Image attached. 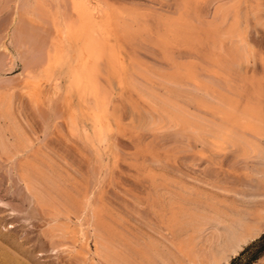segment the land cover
Here are the masks:
<instances>
[{"label":"rangeland","instance_id":"rangeland-1","mask_svg":"<svg viewBox=\"0 0 264 264\" xmlns=\"http://www.w3.org/2000/svg\"><path fill=\"white\" fill-rule=\"evenodd\" d=\"M73 3L74 1L72 2L71 0H0V91H3V97L6 96L5 98L10 103H8L7 100L5 102H7L8 105L12 104L9 106L10 108L12 107L10 111H12L14 115L12 112H9V116L12 118L14 117L22 129L24 128V132L26 131L25 133L32 143L33 150L28 154V157H30L29 159H31L37 166H42L44 170L46 169L45 166L48 165L46 172L51 170V172H49L51 177L53 176V179L56 178L58 183L61 182L60 184L62 186H66V188L64 187L65 190L71 194L75 193L80 195L81 193H85V190L86 192H93L94 198L98 199L96 200L102 204V207L104 206L105 210L106 208L109 209L106 211L110 214L111 219L117 221L119 219L121 221L120 224L122 223L125 228L124 230L126 232L129 230L130 233L128 232V234L132 236L133 239L141 237V235L146 233L157 239L159 238L160 241L165 243V240L163 241V238L161 239L159 236L162 234V230L157 223V216H155V213L158 215V209L160 208L159 204L161 206L162 202L164 203V200H162V198L159 199L158 202H155V196H152L154 192L150 190V182L144 177V175H146V173L152 168L160 172L163 169L162 172H164V174L166 173L171 176L174 175L175 177H178L183 172L184 174L189 173L188 175L192 174V176L197 175L199 178H202L209 183H213V179L218 176L220 181H222H218L219 184L224 183L228 187L237 185L238 189L234 188V190L239 193L241 191V194L237 193V196L233 192H219L221 195H226L228 198L234 199L235 203L239 201V206L244 204V206H258L262 208V206H259L258 204L264 205V191L257 190L255 192V188H253L255 183L247 181L249 179L244 178L241 173L238 172L241 168L247 167L245 163L240 162L239 164L238 160L234 159L232 160L233 162L230 161L232 158L227 151L222 152L224 153L223 155H227L224 157L222 153L217 155L211 152L212 150H210V148L207 149V146L202 149L200 144L197 145L196 142V146L193 145V140L189 141L186 139L188 140L186 142V137H173L171 129L169 131V129L166 130L165 128L161 129L158 127L155 128L156 131H154L149 126H146L147 121L144 120L145 116H143L144 114L146 115L145 107L142 108L144 109L142 111H145V113L141 111L143 100L141 92L145 91L144 88H146V86H144V82H146V80V83L149 84H147L149 86L148 88L153 87V90L154 87L155 89L159 87V81L153 79L151 82L149 79H142L139 72H144L147 68H156L166 72L172 71L168 65L170 62L163 58L161 54L162 52L158 49L156 44H154L156 39L155 28L157 24L153 19L157 14L162 15V17L178 16L180 12L184 11L182 1L87 0V4L91 7H95L96 5L97 8H100H98V11H101V14L97 13L96 18L94 17L96 28L101 27L102 29L104 26L103 29H108L105 25L106 10H109V14L106 15L108 18H111L114 25L112 31L108 29L105 30L106 32H103L106 33V36L103 39L105 43V56L110 61L107 62L105 57L101 59L103 62L100 60L101 62L98 66L100 71L98 70L99 73L97 74L98 76H96L98 78H96V81L99 82V84L97 83V87L102 90H109L106 96L108 97L107 99L110 98V105L108 106V108H110L108 113H105V117H108L106 119H108L107 125L109 127L106 128H101L99 125L96 126L91 114L85 110L86 104L90 103V99L87 103V99L90 97L86 95V97L84 96L85 98H82L80 93L86 92L84 91L86 88V82L84 81L83 86L77 89H68L70 86L68 69L70 65H73L70 56L73 51L77 50L76 47L78 43L68 42L63 50H60V47L57 48V43H55L58 39L57 37H59L57 33L59 23L75 19L76 14L72 5ZM209 3L210 2L208 1H191L188 6L187 19L198 25L203 22V19L200 16L205 13L207 15L202 17L206 18L207 21H211L215 6H224L226 12L224 17L225 20L222 26L220 25V30L222 29V32L220 31V36L223 35L224 37L222 36L223 39L222 37H219L220 41H217L221 45L215 42L214 45L217 43V48H213V45L206 44L204 50H202L204 46H198V50L196 49L195 51L187 49L185 44L182 45L181 43H175L170 46L168 56L171 60L173 59L178 66L181 63L195 64L197 68L195 71L198 70V87H201L199 84L202 85V83L203 85L210 84V86H214V88L220 89L228 95L233 96L236 95V93H231V91L234 92L235 88L240 90L239 93L244 89V86L241 84L246 80L243 76H241V78L240 75H245L249 81L254 80L253 82H258V79L264 80V0H222ZM100 5H103L102 7L105 8L103 9ZM207 6H209V8ZM159 10H161V13ZM127 12L130 13V15ZM57 13H60L61 17ZM134 15L136 16L133 17ZM59 17L60 19L56 21V18ZM136 17H139V19H143L144 21H139V19L137 21ZM124 18L127 19L124 20ZM147 19L150 20L148 23L152 21L151 24L149 23L150 25L146 22ZM130 21H137L139 28L136 23ZM142 21L143 23H141ZM152 23H154L153 26H151ZM229 24H232L231 27L234 28H231L232 34L237 31L239 36L242 34L241 37L243 39H240L238 34L236 35L237 32L234 34L235 39L233 35L230 36L229 33L224 32L227 31V29H230L227 28V26H230ZM233 24H236V26ZM141 26H143V28H141ZM146 26H148V28H146ZM129 27L132 28L130 29ZM101 33L102 32H100V34ZM239 39L240 41L243 40L242 43L244 46L241 45L242 43ZM230 42L236 47L237 45L242 46L243 49L241 50L244 52L243 54L247 51L246 53L248 54L245 55H249L247 58L242 55L244 56L243 62H240V65L237 68V70L243 68V73H240V69L239 73H237L238 71L236 68L234 69L239 76L236 75L231 68L229 70H233L234 73H231L229 70L227 72L224 70V73L220 70L222 68L221 65H216V60H218L219 56L222 54L224 55L225 51L230 49V46L232 45L229 46ZM208 46H210L209 48L212 50H209ZM239 46L237 48H239ZM245 47L247 49H244ZM54 48L57 52H54L53 54L52 52L55 51ZM203 51H209L214 55L212 61H204L202 56V53H204ZM242 51L240 53H242ZM109 55H112L113 57L110 56L109 58ZM119 62L121 66H119ZM200 62L203 64L201 65ZM136 64L139 65L138 67L140 71L138 72L133 69V65L135 66L134 68L138 69ZM203 65L205 68H202L204 67ZM103 66L104 69H102ZM246 68H249L250 70ZM27 70L35 75H39L40 78L45 74V78L42 77L40 83H38L39 85H36V93H34L35 97H30V100L29 96L25 93L30 86V82L28 81L29 78H27L28 76L26 77ZM100 72H102L101 75ZM230 75L232 77H230ZM236 76H238L237 79L239 77L241 79L237 80L235 78ZM49 78H52V80ZM207 78L210 83L208 80L207 83L204 81ZM201 79L203 81H201ZM141 80L143 81V84L142 82L139 83ZM48 81L51 83V86L47 85L49 84L47 83ZM199 81L201 82L198 83ZM229 81L231 82V85ZM155 82L156 84H154ZM191 82L192 81H190V84H192ZM102 84L103 87H100ZM236 86L243 87H240V89ZM180 87L185 89L183 86ZM188 87L192 90V87L195 89L196 86L189 85ZM188 87L186 89H188ZM37 88H40L38 93ZM110 89L112 93L110 92ZM159 89L161 90L160 87L158 88V91ZM59 93L64 96H61ZM120 94L124 95L120 96ZM62 97L63 99H61ZM79 97L82 99H79ZM33 98L34 100H32ZM261 99L264 100V92L262 93ZM142 106L144 105L142 104ZM67 112L69 113L67 114ZM119 117L121 121L118 120ZM76 118L77 123H75L77 126L74 123ZM137 120H139V122ZM143 120L145 121L146 127L143 126ZM3 123L4 122L0 120V126H2ZM3 125L5 130L6 126L5 124ZM74 125L76 128H74ZM5 133L8 135L7 131ZM105 133L107 135V140ZM91 136L92 139H89ZM94 136L96 138H93ZM93 139H95V141ZM91 140H93L94 143ZM9 141L12 142L10 136ZM190 145H193V147ZM12 147L13 151H16L15 149L17 148L13 144ZM189 147L190 149H187ZM195 147L198 149L200 148L199 150H201V153L196 152L198 149H195ZM95 159L96 161H94ZM41 160L42 162H40ZM16 161L17 160L15 159L9 161L7 156L0 155V246L8 251L7 253L10 252L11 255H14L17 259L19 258V261H23L25 264H93L90 262V245L88 246V248H90L86 249L84 244H82L83 246H81L80 243L76 244L74 247L77 254L71 256L64 251L73 246L71 245V240L63 239V241H61L62 239L55 238L51 241L52 243L47 240L48 236H46V233L49 231L47 222L49 221L46 213L48 215V212L45 213V209L43 211V209L38 206L35 199L25 190L17 171L15 170V165L17 164ZM38 161L40 163H38ZM42 163L43 165H41ZM143 163L146 164L144 165L145 168L147 166L146 172L144 171L145 168ZM13 164L15 168L13 169L14 171L12 170ZM52 164L59 168V174H57L58 172L55 173L52 171ZM100 164L102 166H100ZM149 167L151 168L149 169ZM216 168H220V170H216ZM178 169L179 171H177ZM181 177L183 179L185 178L184 176ZM185 179L188 182L192 181L188 178ZM78 186L80 187L79 191H77L79 188ZM83 186L86 187L82 188ZM205 188L208 189V187ZM251 188L254 190H251ZM80 190L84 191L80 192ZM247 191L249 194L246 193ZM257 194H259L260 197ZM248 195L252 196L248 198ZM253 196L255 198H253ZM106 198L108 199V202L109 200L112 201L111 204L114 203L113 205H110L112 207L108 205L110 202L108 203ZM152 200L159 204H155L154 206ZM153 207L155 208L153 209ZM118 211L120 212L118 213ZM116 216L117 218H115ZM82 225H85L84 221L82 222ZM72 228L75 229L76 226H72ZM158 230L161 231V233ZM47 243L51 244L48 245ZM66 243H69V245L67 246ZM83 250L88 253L87 262L89 263L86 261H84L85 263L81 262L83 257L81 258L79 252L85 254ZM1 257L3 256L0 255V263L3 259ZM74 261L76 263H74ZM96 264H104V262L101 263V261H98ZM228 264H264V229L256 239L254 238L248 242Z\"/></svg>","mask_w":264,"mask_h":264},{"label":"bare ground","instance_id":"bare-ground-1","mask_svg":"<svg viewBox=\"0 0 264 264\" xmlns=\"http://www.w3.org/2000/svg\"><path fill=\"white\" fill-rule=\"evenodd\" d=\"M71 1L72 2L74 1L72 5L74 7L76 14L75 19L74 20L72 19V21H66V22L64 21L62 23L60 22L61 24L59 23V26L57 28V33L59 37H57L58 39L56 40L55 43H57V48L60 47V50H63L68 42L78 43L76 47L77 50L73 51V53H71L70 56V60H72L73 65H70L68 69L69 82H70L69 85L73 87L69 86L68 89H72V90L73 88L77 89L83 86L84 81L86 82V88L84 90L86 92L80 93L82 98L84 96L86 97V95L90 97V98L87 97L88 98L87 103L89 99H90L89 101L90 103L86 104L85 110L91 114L94 120L93 122L96 123V126L99 125L101 128H106L109 127L107 125L108 119H106L108 117H105V113L107 114L110 108V107L108 108V106L110 105L109 104L110 98L107 99L108 97L106 96L109 90L106 91L107 89L102 90L101 88L99 89L97 87V83L99 84V82L96 81L98 79L96 76H98L97 74L99 73L98 66L99 63L102 61L101 59L105 57L107 59V62L110 61L105 56V49H104L105 43L103 39L105 38L106 33L103 32H106L105 30L108 29L112 31V29H114L113 27L114 25L111 18H108V16L106 15L109 14L108 13L109 10H106L105 25L108 29H103L104 26L102 29L101 27L96 28L94 24L95 22L94 17L96 18V14L101 12L98 11L100 8L98 7L99 8L98 9L96 5L95 7H91L89 4H87V0H71ZM178 1H182L184 5L183 8L184 11L180 12L178 16L162 17V15H158L156 12L157 16H154L153 19L156 21L157 24L155 28L156 39L154 41L155 43L154 42L153 43L156 44L158 49H160L163 58L170 62L168 65L169 68L172 69V71L166 72L156 68H147L146 70H144V72H142L138 67L139 65L136 64L139 70L137 68H134L135 67L134 63L137 62L133 63L134 64L133 69L137 70V72L140 71L139 73L141 74L140 76H142V79L143 78H145V80L149 79L151 82L153 79L158 80L159 81L158 85L161 88V90L159 89L158 91L159 87H157L156 89L154 87L153 90V87L148 88L149 84L146 83L147 80L146 82H144L146 84V85L144 84L146 88H144L145 91L141 90L142 91L141 97L143 99L142 104L144 105L142 106L141 104V111L144 110L142 108L145 107L146 115L144 114L145 111H142L144 112L143 113L144 115L143 114L142 115L145 116L144 120L147 121L146 122L147 125L143 120L144 121L143 126L145 125L149 126L154 131H156L155 128L158 127L161 129L165 128L166 130L169 129V131L171 129L173 137H181V138L186 137L185 140L186 139H188L189 141L193 140L192 142L194 143L193 145H195L196 142L197 145L200 144V147L202 149L203 147L205 148L207 146L208 147L207 149L210 148V150H212L211 152L217 155H220L222 152L227 151L228 153H230L232 158L230 161L234 159V160H238L239 164L240 162L246 164L247 167L245 166L246 168H241L238 172H240L244 178L249 179L247 181H251L252 183H255L253 185L254 186L253 188H255V192L257 190L264 191V100L261 99L262 93L264 92V80L258 79V82H253L254 80L249 81L247 77H245V75H240V77L243 76L246 81H244L245 84L241 82L242 83L241 85L244 86V87L240 86L241 88L242 87L244 88L241 91V93H239L240 92L239 89L238 90L236 88L235 90L232 89L234 90V92L231 91V93H236L237 96L228 95L224 91L214 88V86H210V84L203 85L202 83L203 86L199 84V86L201 87H198L197 85L198 70L195 71V69H197L195 64L193 63L191 65V64L181 63L178 66V64H176V62L173 59L171 60L169 58L168 51L170 50V46L175 43H181L182 45L185 44V47L187 49L195 50V51L196 49L198 50V46H204L202 49L204 50L206 44L213 45L214 46L213 48L215 47L217 48L216 45L217 43L221 45L217 41L218 40L220 41V38L223 36V35L220 36L221 34L220 31L222 32V29L220 30V25L222 26V24L224 23L225 20L224 17L226 15L225 14L226 12L224 6L214 5L215 8L212 14V20L207 21L206 18L202 17V16H206L207 14L203 13L204 15L202 14L200 16L203 19V22L196 25L192 23V21L187 19L188 6L190 5L191 1H208L211 3L214 1L216 2L222 0H178ZM207 7L209 8V6ZM102 8L104 9L105 7ZM159 12L161 13V10H159ZM57 14L60 16V13ZM128 14L130 15V13ZM135 16L136 15H134L133 17ZM60 17L56 18L57 19L56 21H58ZM136 18L138 21L139 17ZM125 19L127 18H124V20ZM149 19H147L146 21L147 23L148 21H150ZM141 20L143 19H139V21ZM137 21L135 22L130 21V22L136 23L137 25ZM143 21L141 23H143ZM151 22L149 23L151 24ZM153 24L154 23H152L151 26H153ZM229 25L230 26H227V28L230 29H227V31L224 32L229 33L230 36L233 35L235 39L234 34L237 31H235V33L233 32L232 34L231 32L232 24ZM233 25L236 26V24ZM137 27L139 28L138 25ZM141 28H143V26H141ZM146 28H148V26H146ZM100 32H102L101 33L102 36ZM237 34L238 32L236 33V35ZM241 35L242 34H240L239 36L238 34L239 38L243 39ZM242 41L243 40H241L240 42L242 43ZM215 42H217L215 44L216 46L214 45ZM231 44L232 43L230 42L229 46ZM241 45H243V43ZM238 46L239 45H237V47ZM209 47L210 46H208V48ZM237 47L234 44H232L230 46V49L225 51L224 55L223 54L221 56L217 55L219 56V58L218 60H216L217 62L216 65L220 64L222 67L220 70H222L223 72L224 70H226L227 72L230 68L233 70L236 68L237 70V68L240 65V62H243L244 56H246L245 54H248L246 53L247 51L245 50H244L245 54H243L244 52L241 50L243 49L242 46H239V48ZM244 49L247 48L245 47ZM54 50L55 51L52 52L53 54L54 52H57L55 48ZM209 50L212 49L209 48ZM240 50L242 51V53H240L241 52ZM203 52L204 53H202V56L204 58V61L206 60L209 62L212 61L214 55L211 54L209 51H203ZM110 56L113 57L112 55H109V58ZM248 56H246V58ZM202 64L203 63H201V65ZM119 66H121L120 62H119ZM202 68H205V66ZM102 69H104V66ZM239 69L237 70L238 72L234 70L235 74L236 72L239 73ZM233 70H229V71L232 73ZM240 70H241L240 73H243L242 72L243 68ZM199 72L201 73L200 70ZM101 74L102 72H100V75ZM44 75H42L41 78L42 77L45 78ZM238 76H236L235 78L237 79ZM26 77L29 78L28 81L30 82L29 83L30 86L29 88H27L25 93L27 94V96H29V100H30L31 99L30 97H33L34 93H36V85H39L38 83H40L41 78L39 77V75H35L29 70L26 71ZM230 77L232 76L230 75ZM240 77L238 79L242 78ZM50 80H52V78ZM207 80L208 78L204 81L207 83ZM190 81H192L191 82L192 84H190ZM201 81L203 80L201 79ZM201 81H199L198 83H200ZM141 82L143 84L142 80L139 83ZM208 82L210 83L209 80ZM47 83H49V81ZM229 83L231 85L230 81ZM50 84L51 83L47 85L49 86ZM154 84H156V82ZM189 85H194L196 87L195 89H193L192 87L191 90V88L189 89L188 87ZM180 86H183L185 89L181 88ZM100 87H103V84ZM187 87L188 89H186ZM40 88H37L38 89L37 93L40 90ZM87 92L89 95L87 94ZM110 92L112 93L111 89ZM3 95L4 93L1 90L0 120L4 122L3 124H5L6 129L4 130L3 124H2L3 127L0 126V155L7 156V159L9 161H13L14 159L17 160L16 161L17 164L15 162L16 169L14 168V164H13L12 170L15 169L17 171L19 179L22 182L25 190L30 194V196H32L35 199L38 206L41 209H43V211L45 209L44 211L45 213L48 212V215L46 213V216H48L47 219L49 221L47 222V225L49 227V231L48 233H46V236H48L47 240H49V242L53 241V239L55 238L62 239L61 241H63V239L71 240L72 241L71 245H73L71 246L72 248L69 247L68 249L64 250L65 252L68 253V255L72 256L73 254H77L74 246L80 243L81 246H83L82 244H84V247L86 249L90 248V247L88 248L89 245L91 246V250H90L91 252H89L91 260L90 259L89 260L93 264H96L98 261H101V263L104 262V264H228L229 261L234 256H236L248 242H250L254 238L256 239V237H258L263 232L264 205L258 204L259 206H262V208L258 206L249 207L248 205L247 207L244 206V204L242 206H239L238 205L239 201L235 203L234 199L228 198L226 195H221L219 193V192L221 193L233 192L237 196L238 195L237 193L239 192L238 191L236 192V190H234V188L235 189L237 188V185H233V187H228L224 183L219 184L218 181H220V178L218 176H216L215 179H213L214 180L213 183H209L208 181L207 183L204 179L199 178L197 175L192 176V174L188 175L189 173L184 174L183 172L178 177H175L174 175L171 176V175H167L166 173L164 174V172H162L163 169L160 172L154 168L150 169L151 167H149L150 170L148 171V173H146V175H144V177L147 179V181L150 182L149 185L150 190L154 192L152 196H155V200H156L154 201L158 202L159 199L162 198H163L162 200H164V203L160 201L162 202L161 206L159 203L153 202V200L152 202L154 206L155 204L157 205L159 204L160 207L158 209L159 211L157 210L158 215H156L155 213V216H157L156 217L157 223L160 229L162 230V234H160L159 236L161 237V239L163 238V241L165 240V243L160 241L159 238L157 239L151 235H147L146 233L143 235L140 234L141 237L137 236L138 238L133 239L132 236L128 234L129 230L128 232L124 230L125 228L122 223H121L122 225L120 224L121 221L119 219L118 221L111 219L110 214L108 213V211H106L109 209L105 207L106 208L105 210L104 206L102 207V204H100V202L97 201L98 199L96 198L97 199L96 200L94 198L92 191H91L92 193H90V192H86L85 190V193H81L80 195L75 193L71 194L70 192L65 190L66 186H62L60 184L61 183L60 181H59L60 183H58L56 178L53 179L54 177L53 176L51 177V174H49L51 170L49 172H46L48 165L45 166L46 169L44 170L42 166L41 167L40 165L37 166L36 164L33 163L31 159H29L30 157H28L29 156L28 154H30L33 150L32 143L29 140L28 136L26 135L25 133L26 131L24 132L23 130L24 128L22 129V127L18 124V122L14 119V117L12 118L11 116H9V112H12L10 111L12 107L10 108L9 105L12 104L8 105L7 102H5L7 100L5 98L6 96L3 97ZM121 95L122 94H120V96ZM81 97H79V99ZM61 99H63V97ZM32 100H34V98ZM8 103L10 102L8 101ZM133 111L136 112L135 110ZM68 113L69 112H67V114ZM76 120L77 118L75 119L74 123L75 122L77 123ZM118 120L121 121L120 117ZM137 121L139 122V120ZM75 125L74 128H76L77 126ZM6 131L8 135L11 137L12 142L9 141V136L5 133ZM105 136L107 140L106 133ZM93 138L96 137L94 136ZM89 139H92V136ZM93 140L95 141V139ZM93 140L91 141L93 142ZM188 140H186V142ZM12 144L17 148L15 149L16 151H13ZM193 145L190 146L193 147ZM187 149H190V147ZM195 149L198 148L195 147ZM199 149L196 152H200L201 150ZM223 154L224 153H222V155ZM223 156L225 157L227 155L225 154ZM94 161H96V159ZM40 162H42V160ZM40 162L38 161V163ZM41 165H43V163ZM144 165L146 164L143 163V166ZM100 166L102 165L100 164ZM52 168H53L52 169L53 172L55 173L58 172L57 174L60 173L58 171L59 168L55 167L54 165ZM146 170H147V166L144 169V171L146 172ZM216 170H220V168L219 169L216 168ZM177 171H179V169ZM181 176H184L185 178H188L192 181L188 182L185 178L183 179ZM85 187L83 186L82 188ZM205 187H208V189ZM253 188H251V190H254ZM79 189L80 187L77 189V191H79ZM81 191L83 192L84 190H80V192ZM248 191L246 192L247 194H249ZM239 194H241V191ZM257 195L259 196V194ZM248 196H249L248 198H250L252 195L251 196L248 195ZM253 198L255 197L253 196ZM109 202L110 204H108ZM109 202L107 203L109 206L114 204V203L111 204L112 201L110 200ZM154 208L155 207H153V209ZM119 212L120 211H118V213ZM115 218H117V216ZM83 221L85 225H82ZM72 226H76V228L73 229L74 227L72 228ZM159 232L161 233V231ZM69 243L68 244L66 243L67 246L69 245ZM7 252L8 251H6L2 246H0V255L3 256L1 257L3 259L0 264H25L23 261H19V258L17 259L14 255H11L10 252L9 253ZM79 254H81V258L83 257L81 262L84 261L87 262L88 260L87 251L85 252V254L81 252H79ZM74 263L76 262L74 261Z\"/></svg>","mask_w":264,"mask_h":264}]
</instances>
